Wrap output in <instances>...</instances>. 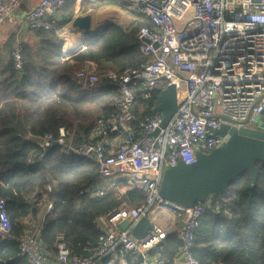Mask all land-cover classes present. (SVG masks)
Masks as SVG:
<instances>
[{
  "label": "built area",
  "instance_id": "2783aa9c",
  "mask_svg": "<svg viewBox=\"0 0 264 264\" xmlns=\"http://www.w3.org/2000/svg\"><path fill=\"white\" fill-rule=\"evenodd\" d=\"M22 0H0V25ZM94 1V0H89ZM127 9L150 24L137 34V49L148 60L121 71L99 70L87 59L72 75L81 89L108 80L117 87L119 112L114 120L98 117L92 132L97 139L76 141L77 123L60 126L57 136L30 135L36 147L27 162L40 160L49 147L59 145L65 155L74 154L97 164L99 177L108 181L94 186L91 195L102 196L116 188L118 196L137 188L143 200L135 205L121 204L110 214L98 218L101 233L89 255L70 250L64 236L57 234L50 249L39 241V226L31 222L14 237L0 197V241L14 238L18 253L30 264H200L193 254L194 232L207 208L206 203L184 207L164 199L159 183L165 163L180 159L192 163L196 152H208L224 143L227 135L215 134L221 123L229 127L256 129L264 111V0H124ZM66 0H39L23 16L28 29H47ZM23 44L14 38L11 57L21 68ZM174 85L177 108L164 127L161 112L155 109L160 90ZM148 99L157 93L153 112L138 117L135 128L132 106L134 89ZM117 135L115 143L110 138ZM124 180L123 186L117 184ZM56 182L48 181L52 190ZM49 202L45 212H49ZM146 217L151 227L141 237L131 228ZM128 226L122 228L121 224ZM176 234L180 240L176 254L167 259L157 252L158 245ZM210 264H224L214 261Z\"/></svg>",
  "mask_w": 264,
  "mask_h": 264
},
{
  "label": "trees",
  "instance_id": "16d2710c",
  "mask_svg": "<svg viewBox=\"0 0 264 264\" xmlns=\"http://www.w3.org/2000/svg\"><path fill=\"white\" fill-rule=\"evenodd\" d=\"M101 4L122 6V0H99ZM76 0H66L58 17L47 29H28L21 39V68L13 65V34L0 43V197L12 225L14 237L29 223L39 226V241L50 249L57 234L64 236L70 250L89 255L97 245L101 229L98 218L110 214L123 203L135 205L143 200L137 188H116L99 197L91 195L94 186L108 181L99 177L97 164L74 154L65 155L53 145L33 163L27 155L36 143L27 136L51 133L60 126L77 123L76 141L97 139L92 132L98 117L114 120L119 112L117 87L103 80L96 87L81 89L72 79V71L87 59L99 70L121 71L148 60L137 49L136 34L142 25L137 18L127 23L107 20L92 30H82V46L67 55L60 33L75 13ZM73 30H79L72 28ZM131 126L138 117L153 112L157 93L144 99L138 85L134 89ZM258 173L252 181L243 171L225 193L210 195L207 208L194 232L193 254L200 264L222 261L224 264H264V165L255 162ZM48 181L56 182L52 190ZM126 182L118 180L121 187ZM52 204L45 212L48 203ZM181 245L173 234L152 252L172 259ZM0 264H30L18 253L17 241H0Z\"/></svg>",
  "mask_w": 264,
  "mask_h": 264
},
{
  "label": "water",
  "instance_id": "95a60500",
  "mask_svg": "<svg viewBox=\"0 0 264 264\" xmlns=\"http://www.w3.org/2000/svg\"><path fill=\"white\" fill-rule=\"evenodd\" d=\"M69 25L81 32L89 31L90 13L75 14L69 20ZM81 46L82 39L73 53ZM176 108V90L170 84L159 92L155 109L161 112L162 117L154 133L166 125ZM214 133L227 135L223 144L206 153L197 151L192 163H184L179 159L175 165L164 164L159 183V192L164 199L190 207L207 202L212 194L225 193L229 184L245 170L249 171L252 181L256 180L258 169L255 162L264 165V111L256 129L229 127L221 123ZM127 226V222L121 224L122 228ZM150 227L149 221L143 216L133 225L131 234L141 237Z\"/></svg>",
  "mask_w": 264,
  "mask_h": 264
},
{
  "label": "crops",
  "instance_id": "0c3cea01",
  "mask_svg": "<svg viewBox=\"0 0 264 264\" xmlns=\"http://www.w3.org/2000/svg\"><path fill=\"white\" fill-rule=\"evenodd\" d=\"M39 0H22L23 2V7L21 9L18 10V6L15 8V10L12 12V14L9 16V18L2 24L0 25V43L3 42V40H5L9 34H13L14 37L16 35L20 36L21 38L27 33L28 28L25 27L24 24H22V19L23 16L28 12V10L34 6ZM85 0H79V2L76 3L75 6V14H85V13H90V16L92 18V16H94L96 18V20H98L97 18V14H92L91 12H81L82 6L84 4ZM88 1V0H87ZM99 2V0H97ZM79 8H81L79 10ZM73 15V16H74ZM123 16V15H122ZM124 18V17H122ZM129 21L133 20V19H137L138 17L132 16L129 17ZM107 21V20H105ZM104 21V22H105ZM103 22H99L96 21V23L94 25L90 24V30H92L93 28H95L96 26L102 24ZM19 26V31L16 32V27ZM65 34L70 33L68 35L65 36V34L63 35L62 39L63 42L65 41V45L62 48L63 52L67 53V55L72 54L74 49L79 45L80 40L82 39V33L81 31L78 30H73L72 27L67 24L66 29H65ZM80 38V40L78 41V39ZM67 41V42H66ZM28 138H30L31 136H27ZM117 135H113V137L110 138V145H112L113 143L116 142L117 140Z\"/></svg>",
  "mask_w": 264,
  "mask_h": 264
},
{
  "label": "rangeland",
  "instance_id": "374dc122",
  "mask_svg": "<svg viewBox=\"0 0 264 264\" xmlns=\"http://www.w3.org/2000/svg\"><path fill=\"white\" fill-rule=\"evenodd\" d=\"M122 6L116 4H101L99 5V2L97 0L94 1H84V4L82 6L81 12H91L92 14H97V18L99 20V22H104L105 20H118L122 23H127L129 22V17L135 16V13H131L126 6V2L124 0ZM79 2V0H76V3ZM23 2L21 1L18 5V10L21 9L23 6ZM123 15V16H122ZM124 17V18H122ZM96 18L94 16H90V24L94 25L96 23ZM2 25V24H1ZM66 29V28H65ZM65 29H63V31L60 33V36L63 37V35L65 34ZM16 32L19 31V26L16 27ZM26 34L21 38V39H25ZM14 38L13 37V43H14ZM80 40V39H79ZM78 40V41H79ZM67 42V41H66ZM63 44L65 45V41L63 42ZM64 45L62 46V48L64 47ZM81 66H76L73 71H72V75L74 74V72L79 69Z\"/></svg>",
  "mask_w": 264,
  "mask_h": 264
},
{
  "label": "bare ground",
  "instance_id": "6f19581e",
  "mask_svg": "<svg viewBox=\"0 0 264 264\" xmlns=\"http://www.w3.org/2000/svg\"><path fill=\"white\" fill-rule=\"evenodd\" d=\"M68 34H70V33L65 34V36L68 35ZM79 39H80V38H79ZM79 39H78V40H79Z\"/></svg>",
  "mask_w": 264,
  "mask_h": 264
}]
</instances>
